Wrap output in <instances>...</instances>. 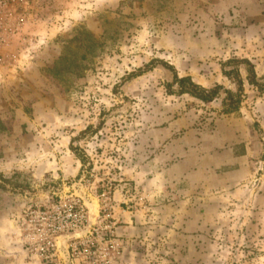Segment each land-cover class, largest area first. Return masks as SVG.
I'll return each mask as SVG.
<instances>
[{
  "label": "rangeland",
  "instance_id": "obj_1",
  "mask_svg": "<svg viewBox=\"0 0 264 264\" xmlns=\"http://www.w3.org/2000/svg\"><path fill=\"white\" fill-rule=\"evenodd\" d=\"M233 59L264 83V0H0V264H264V91L240 65L223 112ZM188 134L215 141L156 174ZM64 204L46 259L31 212Z\"/></svg>",
  "mask_w": 264,
  "mask_h": 264
},
{
  "label": "trees",
  "instance_id": "obj_2",
  "mask_svg": "<svg viewBox=\"0 0 264 264\" xmlns=\"http://www.w3.org/2000/svg\"><path fill=\"white\" fill-rule=\"evenodd\" d=\"M230 62L234 63L235 67L228 71H222L226 77L234 75L236 80L237 89L235 92L229 90H223L221 86L216 85L211 89H206L196 83L189 77H178L176 74L173 75L171 83L167 84L168 92L172 86L178 87L177 92L179 94L186 93L204 103L211 102L218 98L220 91L223 90L225 96L222 98V107L224 113H232L239 110L242 95L243 81L239 76V66L244 65L246 70V80L249 84L253 85L257 90L264 91V83H260L256 77L253 65L247 59H233Z\"/></svg>",
  "mask_w": 264,
  "mask_h": 264
},
{
  "label": "built area",
  "instance_id": "obj_3",
  "mask_svg": "<svg viewBox=\"0 0 264 264\" xmlns=\"http://www.w3.org/2000/svg\"><path fill=\"white\" fill-rule=\"evenodd\" d=\"M33 211L36 218L31 216L33 229L40 236L41 242L35 247L36 251L48 259L54 255L56 248L55 237L62 231L78 227L85 218L84 209L76 204L54 206L53 209ZM61 212V213H60Z\"/></svg>",
  "mask_w": 264,
  "mask_h": 264
},
{
  "label": "crops",
  "instance_id": "obj_4",
  "mask_svg": "<svg viewBox=\"0 0 264 264\" xmlns=\"http://www.w3.org/2000/svg\"><path fill=\"white\" fill-rule=\"evenodd\" d=\"M212 139V142L215 141V135L208 136L206 134H199L196 136H192L190 134L183 135L182 137H179L177 139H170L166 145L163 146V148L160 150V154L166 158V161H168L169 165L166 166V169L164 168L160 169V172L157 171L156 174L161 173L162 176L164 174H178L181 175L180 170L177 169L178 165L185 164L186 161L190 160V157H192V151H198L203 152L206 146V142L210 141L208 140ZM213 147V145H212ZM177 159V160H176ZM175 160V161H174ZM199 169V168H198ZM174 178V177H173ZM173 199V197H172ZM175 201V200H173ZM178 201H188L186 199H179ZM4 230L0 229V232L2 233ZM8 247L12 251H21L20 246L17 244L14 245H3L0 247V249H4Z\"/></svg>",
  "mask_w": 264,
  "mask_h": 264
}]
</instances>
